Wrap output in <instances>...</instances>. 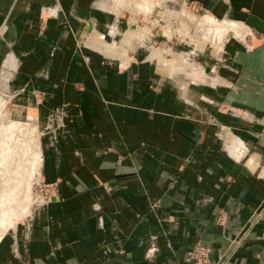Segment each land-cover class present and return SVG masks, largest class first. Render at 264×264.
Masks as SVG:
<instances>
[{
  "label": "crops",
  "instance_id": "crops-1",
  "mask_svg": "<svg viewBox=\"0 0 264 264\" xmlns=\"http://www.w3.org/2000/svg\"><path fill=\"white\" fill-rule=\"evenodd\" d=\"M106 1L0 0L4 85L54 186L24 222L0 217V264H193L196 244L264 264V0H192L230 31L183 81L187 55L160 75L100 49Z\"/></svg>",
  "mask_w": 264,
  "mask_h": 264
},
{
  "label": "rangeland",
  "instance_id": "rangeland-1",
  "mask_svg": "<svg viewBox=\"0 0 264 264\" xmlns=\"http://www.w3.org/2000/svg\"><path fill=\"white\" fill-rule=\"evenodd\" d=\"M98 1L101 0H95L96 6ZM106 3L107 8L105 11L112 17L113 22L105 31L99 32L102 34L103 39L107 42H115L111 45L119 47L122 42L121 38L123 35L121 33L123 31L128 29L133 34L135 32L144 33L143 41L134 38L135 41H132L125 50V53L128 52L127 55L130 58L128 62L131 64L139 61L146 62L155 66L157 73L160 75L162 73L158 68L167 65L164 55H171L178 59V63L182 62V56L187 55L185 60H183L185 61L183 63L184 66L181 67H184L181 70L182 74L178 75L180 81L181 79L182 81L190 79L188 73L193 72L192 68L198 66L195 58L198 52H206V55L210 56L212 53L209 54V51L212 46L217 48L219 41L223 40L226 35L220 32H213L203 26L199 27L189 19L187 15L189 13L199 17L209 14L204 7L199 6L192 0H107ZM117 4L121 8L116 14L108 9L110 7V9H115ZM125 4H128V6H124ZM185 12H187L186 15L184 14ZM183 26L185 27L184 31H182ZM228 34L234 35L233 33ZM147 53L149 54L147 55ZM150 53H152V58H150ZM118 55H121V53ZM146 55L152 60H147ZM111 59L120 64L118 59ZM155 60H157V63ZM5 78L6 76L2 71L0 73V109L4 108L3 113L7 116L4 123L9 124L16 119H21L23 122H18L13 126L6 140L0 136V142L5 140V145H10V148H13L14 150H12L15 152L14 160L12 159L13 161L11 160L6 165L8 171L5 166L2 167L5 170H0V217L4 218V213L7 211L10 214L18 215L22 209L29 205L27 207L29 209L26 208L28 212L25 214L31 211L30 214L17 222L15 224L17 225L30 218L39 207L50 200L54 195V186L52 183H45L40 178L35 183L39 173L37 172V159L35 157L38 148L37 139H35L38 136L35 117L32 118L30 106L21 107L18 104L15 96L16 91L12 90L8 83H6V86L4 85ZM8 78L10 79L11 77ZM4 103L5 105H3ZM16 116L20 118H16ZM13 139H17V141H12ZM22 150H25L26 153H23ZM19 161L24 170H15V165ZM12 177L20 178L21 183L18 186L10 184ZM19 218L21 217L18 215L13 220L15 221Z\"/></svg>",
  "mask_w": 264,
  "mask_h": 264
},
{
  "label": "bare ground",
  "instance_id": "bare-ground-1",
  "mask_svg": "<svg viewBox=\"0 0 264 264\" xmlns=\"http://www.w3.org/2000/svg\"><path fill=\"white\" fill-rule=\"evenodd\" d=\"M138 1V0H137ZM151 8V7H150ZM138 11V10H137ZM145 12H147L146 10H144ZM187 12H185L184 14L186 15ZM176 15V14H175ZM189 16V19L194 22L197 26L201 27H205L213 32H220L222 34H225L226 32L230 31V25L228 24H224L220 21H217L215 20L211 15L209 14H204L202 15L201 17L199 16H196V15H193L191 13L187 14ZM184 26H183V30L184 31ZM142 33V32H141ZM139 34V33H130V32H126L125 34V37L123 38L121 44L119 45V47H114V46H109V45H106V46H103V47H100V49L103 50V52L108 55V56H116L118 55L119 53L124 54L125 53V50L127 49L128 45L131 44L132 41H135V39H138V40H141L143 41V38H144V33L142 34ZM188 37V36H187ZM135 38V39H134ZM219 38V37H218ZM95 43V41H94ZM94 45V44H93ZM97 46V45H96ZM120 57V56H119ZM5 105V103L3 104ZM1 107V106H0ZM4 109V108H3ZM3 109H0V119H5L6 114H4L3 112ZM6 110V108H5ZM16 118H20L18 116H16ZM22 120L21 119H16L14 120L12 123H9V124H1V128H0V136L4 137L5 140L6 138L8 137V134L12 131L13 129V126L15 124H17L18 122H21ZM23 122V121H22ZM20 132V131H19ZM5 140L2 142H0V170L4 169L2 167L5 166V168L7 169L6 165L9 164V162L13 159L14 155H15V152L13 151L14 149L13 148H10V145L7 146L5 145ZM12 141H17V139H13ZM13 149V150H12ZM14 152V153H13ZM23 153H26L25 150H22ZM22 154V153H21ZM38 155V151H36V159H37V156ZM40 156V155H39ZM23 159V158H22ZM14 160V159H13ZM12 160V161H13ZM21 161V160H20ZM19 162H17V164L15 165V170L19 171V170H24L22 168V164ZM14 165V164H13ZM37 168V167H36ZM5 170V169H4ZM8 171V169H7ZM2 172V171H1ZM6 173V172H5ZM13 173V172H12ZM17 173V172H16ZM15 173V175H16ZM22 173V171H21ZM18 174V173H17ZM23 174V173H22ZM14 175V176H15ZM24 176V175H23ZM18 177V176H17ZM13 178V177H12ZM16 180H18L17 178H13V181L16 182ZM17 183V182H16ZM15 183V184H16ZM11 184V183H10ZM11 186V185H10ZM22 198V197H21ZM28 205V204H27ZM29 206V205H28ZM26 206V208L28 207ZM29 209V208H27ZM9 223V222H8Z\"/></svg>",
  "mask_w": 264,
  "mask_h": 264
},
{
  "label": "built area",
  "instance_id": "built-area-1",
  "mask_svg": "<svg viewBox=\"0 0 264 264\" xmlns=\"http://www.w3.org/2000/svg\"><path fill=\"white\" fill-rule=\"evenodd\" d=\"M218 223L223 222V217L218 218ZM210 252V247L204 244H196L193 245L189 250L186 252V261L191 262L193 264H220L221 263V256L215 262H210L208 260V255Z\"/></svg>",
  "mask_w": 264,
  "mask_h": 264
}]
</instances>
